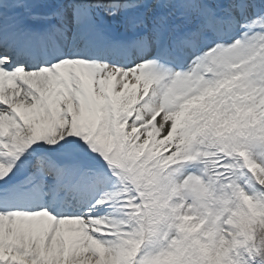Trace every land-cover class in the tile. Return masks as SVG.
Returning a JSON list of instances; mask_svg holds the SVG:
<instances>
[{"label":"snow or ice","instance_id":"obj_1","mask_svg":"<svg viewBox=\"0 0 264 264\" xmlns=\"http://www.w3.org/2000/svg\"><path fill=\"white\" fill-rule=\"evenodd\" d=\"M0 264H264V0H0Z\"/></svg>","mask_w":264,"mask_h":264}]
</instances>
